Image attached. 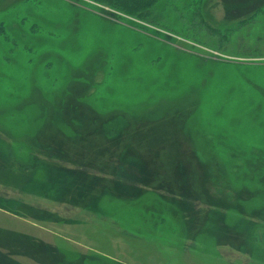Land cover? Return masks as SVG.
Wrapping results in <instances>:
<instances>
[{
	"label": "rangeland",
	"instance_id": "rangeland-1",
	"mask_svg": "<svg viewBox=\"0 0 264 264\" xmlns=\"http://www.w3.org/2000/svg\"><path fill=\"white\" fill-rule=\"evenodd\" d=\"M144 14L0 0V264H264V0Z\"/></svg>",
	"mask_w": 264,
	"mask_h": 264
},
{
	"label": "trees",
	"instance_id": "trees-1",
	"mask_svg": "<svg viewBox=\"0 0 264 264\" xmlns=\"http://www.w3.org/2000/svg\"><path fill=\"white\" fill-rule=\"evenodd\" d=\"M106 1H108V3L109 4H111V5H113V6H115V7H118V8H122V9H124L126 12H136V13H138L140 16H145V14L144 13H147V8H149L151 5H153V4H156V3H158L159 2V0H106ZM34 27V26H33ZM0 34L4 37V39L6 40V41H8L9 40V37H8V33H7V31H6V29H5V27H4V25L2 24V25H0ZM34 158V157H33ZM36 159V158H35ZM5 166V165H4ZM47 176H49V175H47ZM26 178H27V180L29 179V177H28V175H26ZM51 180V179H50ZM17 181V180H16ZM52 182H55V181H53V180H51ZM38 181H36V183H37ZM25 184V183H24ZM23 184V185H24ZM28 184H30V183H28ZM28 186V185H27ZM27 186H21L20 188L22 189V190H24V191H29V192H31V193H37L36 192V190H30L31 189V187L30 188H28ZM33 189V188H32ZM186 203V202H185ZM0 206H2V205H0ZM4 208H6L7 209V207H5V206H3ZM212 211H215V210H212ZM98 213H100V214H103V215H108L107 213V211H104V210H98L97 211ZM216 212V211H215ZM226 214L227 213H225L224 215L226 216ZM241 218V217H240ZM242 219V218H241ZM167 219L165 218L164 219V221H166ZM252 230H253V226H251L250 227ZM252 232V237H254V232L253 231H251ZM255 247V249H251L250 248V251H248L251 255H254L255 257H258V258H263L262 256H258V255H255V252H256V248H258V247H256V246H254ZM258 250V249H257ZM259 251H263L262 250V248L261 249H259ZM79 257H80V255H79Z\"/></svg>",
	"mask_w": 264,
	"mask_h": 264
}]
</instances>
